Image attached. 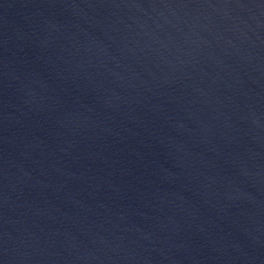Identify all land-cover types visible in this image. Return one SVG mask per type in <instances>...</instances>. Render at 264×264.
Wrapping results in <instances>:
<instances>
[{
    "label": "water",
    "instance_id": "water-1",
    "mask_svg": "<svg viewBox=\"0 0 264 264\" xmlns=\"http://www.w3.org/2000/svg\"><path fill=\"white\" fill-rule=\"evenodd\" d=\"M0 264H264V0H0Z\"/></svg>",
    "mask_w": 264,
    "mask_h": 264
}]
</instances>
